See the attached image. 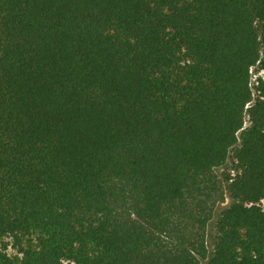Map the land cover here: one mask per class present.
I'll list each match as a JSON object with an SVG mask.
<instances>
[{"label":"trees","instance_id":"trees-1","mask_svg":"<svg viewBox=\"0 0 264 264\" xmlns=\"http://www.w3.org/2000/svg\"><path fill=\"white\" fill-rule=\"evenodd\" d=\"M260 71L264 0H0V264H264Z\"/></svg>","mask_w":264,"mask_h":264},{"label":"rangeland","instance_id":"rangeland-1","mask_svg":"<svg viewBox=\"0 0 264 264\" xmlns=\"http://www.w3.org/2000/svg\"><path fill=\"white\" fill-rule=\"evenodd\" d=\"M258 74H260V75H262L263 77H264V71H260V72H258ZM257 76V73L256 74H254V77H256ZM231 160H229V162H228V166H231ZM219 171V173L221 172V170L219 169L218 170ZM230 203V198L229 197H226V199H225V201L224 202H221L219 205H218V207H217V209H216V215L224 208V207H226L228 204ZM211 229H212V225H211ZM209 242L211 243V238H209ZM209 243V244H210ZM203 264H205V263H203Z\"/></svg>","mask_w":264,"mask_h":264}]
</instances>
